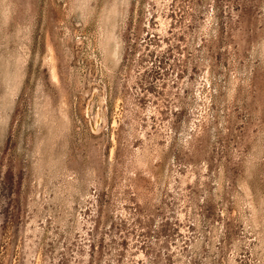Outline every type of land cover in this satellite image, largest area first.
I'll use <instances>...</instances> for the list:
<instances>
[{
	"label": "rangeland",
	"instance_id": "rangeland-1",
	"mask_svg": "<svg viewBox=\"0 0 264 264\" xmlns=\"http://www.w3.org/2000/svg\"><path fill=\"white\" fill-rule=\"evenodd\" d=\"M236 2L0 0V264H264V0Z\"/></svg>",
	"mask_w": 264,
	"mask_h": 264
},
{
	"label": "trees",
	"instance_id": "trees-1",
	"mask_svg": "<svg viewBox=\"0 0 264 264\" xmlns=\"http://www.w3.org/2000/svg\"><path fill=\"white\" fill-rule=\"evenodd\" d=\"M236 1H238V2H236V3H238V6H237L238 8H237V9H239V10L242 11V12H243V11L245 12V11L247 10V9H246L247 7L245 6V5H247V4L244 2L245 0H236ZM147 233H148V232H146L145 234H147ZM143 235H144V234H143ZM144 244L146 245L147 242H145ZM154 260H155V259H154Z\"/></svg>",
	"mask_w": 264,
	"mask_h": 264
}]
</instances>
